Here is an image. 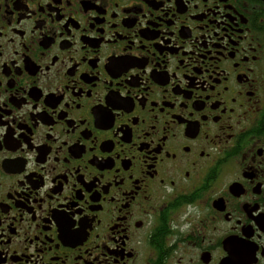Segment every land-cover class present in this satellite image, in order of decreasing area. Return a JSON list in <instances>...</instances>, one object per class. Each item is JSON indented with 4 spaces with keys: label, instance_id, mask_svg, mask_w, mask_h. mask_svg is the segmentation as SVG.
<instances>
[{
    "label": "flooded vegetation",
    "instance_id": "af4514ba",
    "mask_svg": "<svg viewBox=\"0 0 264 264\" xmlns=\"http://www.w3.org/2000/svg\"><path fill=\"white\" fill-rule=\"evenodd\" d=\"M0 264H264V0H0Z\"/></svg>",
    "mask_w": 264,
    "mask_h": 264
}]
</instances>
